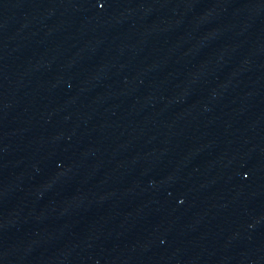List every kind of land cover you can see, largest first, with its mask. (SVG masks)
<instances>
[{"label":"water","instance_id":"1","mask_svg":"<svg viewBox=\"0 0 264 264\" xmlns=\"http://www.w3.org/2000/svg\"><path fill=\"white\" fill-rule=\"evenodd\" d=\"M0 264H264V0H0Z\"/></svg>","mask_w":264,"mask_h":264}]
</instances>
